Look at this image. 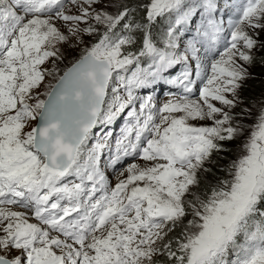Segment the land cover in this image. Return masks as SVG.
<instances>
[{"label":"snow or ice","instance_id":"obj_1","mask_svg":"<svg viewBox=\"0 0 264 264\" xmlns=\"http://www.w3.org/2000/svg\"><path fill=\"white\" fill-rule=\"evenodd\" d=\"M233 7L226 31L216 0H147L140 21L123 0H0V264H264V106L252 124L233 111L264 0ZM85 36L60 74L61 47ZM160 81L177 89L164 102L137 95ZM125 112L113 144L103 126Z\"/></svg>","mask_w":264,"mask_h":264},{"label":"trees","instance_id":"obj_2","mask_svg":"<svg viewBox=\"0 0 264 264\" xmlns=\"http://www.w3.org/2000/svg\"><path fill=\"white\" fill-rule=\"evenodd\" d=\"M123 2L128 4L129 7L136 8L137 10L134 13V18L137 21L142 20L144 13H142L141 16V9L137 8V5L146 3V0H123ZM158 22L160 23L159 26H157ZM158 22L153 28V32L157 35V38H159L160 32L165 29L167 21L161 20ZM260 41L262 42V40ZM254 51V62L250 65H246L249 73L248 78L243 81L241 88L238 90L241 103H239V105L233 110L235 114H241L244 109L252 110V118L241 117L246 124H252L254 122L255 114L261 106H264V48H256ZM240 143L241 140L239 139L225 141L224 145L227 150L219 153L214 152L211 156V161L205 165L210 171L203 173L202 175L213 183L216 178L226 177L227 172L222 171L221 169L226 168V166L236 158L237 146ZM201 187H203V185H201ZM164 259V257H160L161 261Z\"/></svg>","mask_w":264,"mask_h":264},{"label":"rangeland","instance_id":"obj_3","mask_svg":"<svg viewBox=\"0 0 264 264\" xmlns=\"http://www.w3.org/2000/svg\"><path fill=\"white\" fill-rule=\"evenodd\" d=\"M147 1V0H146ZM228 4L227 5H224L223 7H221V11L220 13H215V16L218 20H222L224 21V25L225 26H228L229 24V20L232 19V18H235L234 14L232 13L233 11H235V8L233 7V5L237 2V0H227ZM109 11H114V8H110ZM142 13H144L141 9V16H142ZM167 24V23H166ZM160 23L158 22V25L159 26ZM59 26V24H58ZM166 26V25H165ZM63 30V29H62ZM227 31V29H226ZM192 35H195V32L194 30L190 31L189 32V36H192ZM190 38V37H189ZM95 39L94 37H90V36H85L84 37V44H80V45H75L73 44L72 46H69V45H63L61 47V53H62V59L56 61V67L57 69H59V72L60 74H62L63 70L67 67H69L71 65V63L75 60V59H78L79 56L81 55V50L85 47V46H90L91 43L95 42ZM259 39L262 40V42H264V32H262L259 36ZM197 47L199 48L200 45H197ZM221 51L223 50L222 48L220 49ZM255 50V49H254ZM253 50V51H254ZM201 51L204 53L205 49H201ZM255 53V51H254ZM218 55V53L216 54ZM215 56H209L208 57V60H207V63L210 64L211 63V60L214 59ZM243 63V62H241ZM42 67H45V68H48V69H51L52 68V62L51 60L46 62L45 65H43ZM246 67V65H245ZM176 70L173 69L171 70L170 72H175ZM46 81H51L52 78L51 77H47L46 76ZM54 82V81H52ZM40 92H43L44 91V88H41L39 90ZM142 90L140 89V92ZM198 94H195V95H192V99H196L198 97ZM217 106H219V104H217ZM192 123H211L210 121H203V122H197V121H192ZM103 128L107 131H110V125H104ZM101 129H100V126H98L97 128H95L93 131L94 132H99ZM115 136L116 134H114L111 139H112V142L113 144L115 143ZM94 142V141H93ZM105 160L107 159V152L104 153V157H103ZM132 160H129L128 163H131ZM137 162L138 163H143V161H140L139 159H137ZM126 165V163L124 164H121L119 165V167H117L116 171H113L111 168H106L105 169V175L109 181L110 184L114 185L116 180H117V176H118V173L119 171L122 170V168ZM102 167H103V163H102Z\"/></svg>","mask_w":264,"mask_h":264}]
</instances>
